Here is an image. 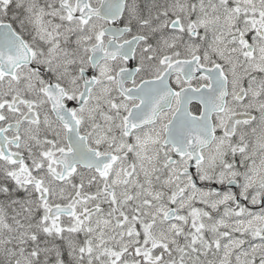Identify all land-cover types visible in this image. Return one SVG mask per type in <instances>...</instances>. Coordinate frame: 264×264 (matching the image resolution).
I'll list each match as a JSON object with an SVG mask.
<instances>
[{
  "label": "snow or ice",
  "instance_id": "6c2138e0",
  "mask_svg": "<svg viewBox=\"0 0 264 264\" xmlns=\"http://www.w3.org/2000/svg\"><path fill=\"white\" fill-rule=\"evenodd\" d=\"M0 264H264V0H0Z\"/></svg>",
  "mask_w": 264,
  "mask_h": 264
}]
</instances>
